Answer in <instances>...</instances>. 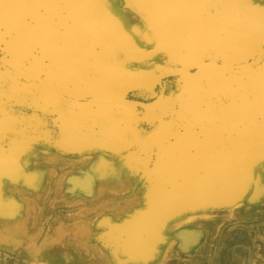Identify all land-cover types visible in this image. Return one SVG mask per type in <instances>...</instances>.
Masks as SVG:
<instances>
[{
  "label": "rangeland",
  "instance_id": "1",
  "mask_svg": "<svg viewBox=\"0 0 264 264\" xmlns=\"http://www.w3.org/2000/svg\"><path fill=\"white\" fill-rule=\"evenodd\" d=\"M24 1L29 9L24 21L31 26V42L16 43L15 22L0 14V56L74 93L110 98L116 91L96 93L83 81L75 83L74 78L81 75L94 84L110 78L105 69L92 65L93 60H101L108 67L116 65L119 77L129 76L118 89L187 65L183 48L165 40L143 0H69V6L63 5L57 14L46 9L48 0ZM252 1L254 10H264V0ZM83 4L92 16L105 17L115 37L120 34L116 17L137 29L135 48H125L121 43L109 52V58L101 40L94 38L82 62L69 60L49 71L50 60L41 42H35L41 34L40 21H47L44 35L57 44L58 35H62L60 24L72 23L67 9ZM79 29L84 37L91 38L90 29ZM253 30L254 51L264 36V27ZM93 31L103 36L109 33L103 25ZM20 51H27L28 57L13 56ZM201 57H214L225 64L229 61L221 54ZM251 60L248 56L235 63L244 65ZM263 65L264 58L250 73L239 77L254 75ZM51 66L54 68L53 63ZM202 70L131 93L129 99L146 103L162 97L153 107H132L131 140L115 149L98 142L66 146L59 114L35 103L36 90L21 93L17 99L1 97L0 114L7 123L0 125V264H264V146L247 159L249 170L232 178L233 190L199 197L186 195L159 171L161 160L173 150L174 138L168 133L173 127L169 125L177 120L180 99L186 98L187 80L201 75ZM0 78L45 89L63 103L75 104L1 66ZM196 80L197 89L208 88L205 78ZM154 110L163 121L150 115ZM26 120L37 122V130L27 128ZM129 157L138 162L135 160L134 169L125 174ZM101 168L104 172L97 171ZM146 214L148 219L142 217Z\"/></svg>",
  "mask_w": 264,
  "mask_h": 264
},
{
  "label": "bare ground",
  "instance_id": "2",
  "mask_svg": "<svg viewBox=\"0 0 264 264\" xmlns=\"http://www.w3.org/2000/svg\"><path fill=\"white\" fill-rule=\"evenodd\" d=\"M143 1L155 15L165 40L172 46L174 43L177 47L183 48L187 60V65L183 67L206 59H214L224 65L242 66L221 63L214 57L201 56L208 53L221 54L232 62L244 60L248 56L253 59L261 42L264 41L263 36L253 51V42L256 39V31L253 29L264 27V10H254L251 4L252 0ZM48 3L50 5L46 9H49L52 14L62 11L63 5L69 6V0H48ZM67 10L72 23L69 25L60 24L62 35H58L57 44L52 43L48 35H44L47 34L45 32L47 21H40L41 34L35 38V42H41L43 53L50 60L49 71L55 70L57 66H63L69 60L82 62L94 38L101 40L103 49L107 51L105 57L109 58L111 57L109 52L113 51L117 47L116 45L121 47V43L125 45V48L127 46L135 48L134 45L139 38L138 31L129 27L124 19L114 18L120 30V34L115 37L108 30L105 17L92 16L85 4L70 7ZM105 10L109 11L106 7ZM26 12L29 13V9L24 0H4L0 3L2 17L7 21L13 20L16 24L14 28L17 31L16 40L18 42L16 43L31 42L28 36L31 26L24 21ZM102 25L109 31L106 36H103L101 32L93 31L96 26ZM80 27L90 29L93 33L91 38L84 37L80 32ZM10 48L11 45H9ZM28 55L27 51L13 53V56L19 59L24 56L28 57ZM101 57L103 58L104 55L102 54ZM5 59L22 69L7 58ZM52 63L54 68L51 66ZM92 65L96 69H105L103 71L109 74L110 78L102 79L99 83L94 84L89 82L88 76L81 75L74 78L77 80L76 84L83 81L86 83L87 89L96 93L111 94L116 90L111 94L112 97L134 85L133 83V85L121 87L120 83H123L124 79L129 76L125 74L119 77L116 65L108 67L101 60H93ZM199 69H203L201 75L186 79L189 83L186 98L180 99L177 120L169 125L173 127V129H169L170 132L168 131L170 137L174 138L173 150L169 155L166 153L167 156L161 160L159 169L160 174L177 183L181 193L198 197L230 190L232 178L236 174L249 170V160L247 159L264 146V85L261 84L260 79L261 77L264 79L262 73L264 67L254 75L246 77H239L244 73H225L207 66ZM251 70L245 73H250ZM196 78H205L208 88L206 90L197 89ZM55 84L67 90L59 84ZM119 85L121 86L118 89ZM0 86V98L6 96L10 99H17L19 96H23L21 93L29 94L36 90L38 100L35 103L39 104L41 108L59 114L63 142L66 146L98 142L115 149L128 145L133 135L132 112L134 111L131 109L133 105H89L94 108L85 107L87 104L69 106L51 96L45 89L33 85L20 86L15 82L4 81L0 78ZM31 99L33 100L34 97ZM120 99L122 98L120 97ZM1 100L0 102H2ZM155 111H152L150 115L156 120L163 121V117ZM0 112H2V107ZM5 123H7V119L0 114V125ZM36 123L31 120L25 122L27 128L32 130H37ZM160 133H156L155 136L159 137ZM135 160L131 157L127 158L126 166L129 167H125L126 169L123 170L125 174L134 169ZM130 162L132 165H129ZM97 171L104 172V169L101 168ZM82 184L85 186L86 182H82ZM163 198H160V209ZM142 217L149 218L148 215Z\"/></svg>",
  "mask_w": 264,
  "mask_h": 264
},
{
  "label": "water",
  "instance_id": "3",
  "mask_svg": "<svg viewBox=\"0 0 264 264\" xmlns=\"http://www.w3.org/2000/svg\"><path fill=\"white\" fill-rule=\"evenodd\" d=\"M263 58H264V41L261 42V46L258 47V51L256 55L254 56V58L250 62L246 63L245 65L230 66V65L220 64L214 59H206L196 64H191L183 68H178L174 70H166L164 72H161L158 76L144 83H140V84L133 85L131 87L126 88L121 93L115 95L111 99H101V98H95V97L90 98L87 96L75 95L57 86L53 81H51L47 77H41L39 75L26 72L16 67L12 63L8 62L2 56H0V66L4 68L6 71H8L9 73L15 76H18L19 78L23 80L38 83L40 85L48 87L60 97L64 98L65 100H68L69 102L75 103V104L108 105V106H118L122 104H127V105L130 104V105L138 106V107H151L159 101L162 95H160V97L157 100L150 102V103L131 100L128 98V96L131 93L139 91V90L156 88L158 86H161L162 81L167 78L182 76L184 74H187L195 69H199L204 66H207V67H210V68H213L221 72H225V73H232V74L245 73L251 69H254L256 66H258V64H260L263 61ZM120 97L122 99H120Z\"/></svg>",
  "mask_w": 264,
  "mask_h": 264
},
{
  "label": "crops",
  "instance_id": "4",
  "mask_svg": "<svg viewBox=\"0 0 264 264\" xmlns=\"http://www.w3.org/2000/svg\"><path fill=\"white\" fill-rule=\"evenodd\" d=\"M228 63H230V64H236L235 62H232V61H228L227 64H228ZM237 65H238V64H237ZM262 67H264V65H263ZM262 67H261V68H262ZM261 68H260V69H261ZM260 69H259V70H260ZM259 70H258V71H259ZM262 73L264 74V72H262ZM260 79H261V84L264 85V79H263V77H261ZM96 98H101V99H111L112 97H110V98L96 97ZM66 104H67V103H66ZM67 105L70 106V105H78V104H70V103H68ZM81 107H82V106H81ZM85 107H92V108H94V106H89V105H86ZM131 109H132V108H131ZM132 114H133V112H132ZM135 120H136V119H135ZM135 120H134V121H135ZM59 126H60V123H59ZM132 127H133V124H132ZM60 128H61V127H60Z\"/></svg>",
  "mask_w": 264,
  "mask_h": 264
}]
</instances>
